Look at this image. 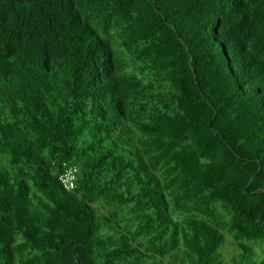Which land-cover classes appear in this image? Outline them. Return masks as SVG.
<instances>
[{
	"label": "trees",
	"instance_id": "obj_1",
	"mask_svg": "<svg viewBox=\"0 0 264 264\" xmlns=\"http://www.w3.org/2000/svg\"><path fill=\"white\" fill-rule=\"evenodd\" d=\"M259 241L264 0H0V264H264Z\"/></svg>",
	"mask_w": 264,
	"mask_h": 264
},
{
	"label": "rangeland",
	"instance_id": "obj_2",
	"mask_svg": "<svg viewBox=\"0 0 264 264\" xmlns=\"http://www.w3.org/2000/svg\"><path fill=\"white\" fill-rule=\"evenodd\" d=\"M225 238H226V242L221 252L225 256V259L229 260L234 255H236L237 250L233 244V240L228 234H225ZM254 248L256 251L254 260L258 262H260L261 260H264V242L259 241L256 244L254 243Z\"/></svg>",
	"mask_w": 264,
	"mask_h": 264
},
{
	"label": "built area",
	"instance_id": "obj_3",
	"mask_svg": "<svg viewBox=\"0 0 264 264\" xmlns=\"http://www.w3.org/2000/svg\"><path fill=\"white\" fill-rule=\"evenodd\" d=\"M78 169L72 165H64V171L59 177V181L61 182L63 188L66 191H72L76 188L77 180H78Z\"/></svg>",
	"mask_w": 264,
	"mask_h": 264
}]
</instances>
